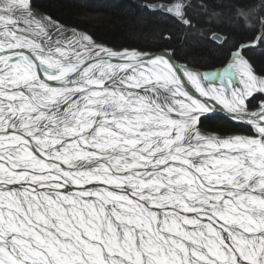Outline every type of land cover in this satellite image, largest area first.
<instances>
[{"label":"snow or ice","instance_id":"obj_1","mask_svg":"<svg viewBox=\"0 0 264 264\" xmlns=\"http://www.w3.org/2000/svg\"><path fill=\"white\" fill-rule=\"evenodd\" d=\"M112 6L0 0V264H264V0Z\"/></svg>","mask_w":264,"mask_h":264},{"label":"trees","instance_id":"obj_2","mask_svg":"<svg viewBox=\"0 0 264 264\" xmlns=\"http://www.w3.org/2000/svg\"><path fill=\"white\" fill-rule=\"evenodd\" d=\"M136 1V0H135ZM47 5L52 4V2L49 0ZM54 5L60 3L58 2V0H54L53 1ZM33 3L36 5H39L41 9L46 10V4H41L39 2H37L36 0H33ZM46 5V6H44ZM44 6V7H43ZM51 9V7H49ZM48 8V9H49ZM52 13L54 15H58L60 16V20H63L64 18L67 20V23H69V21L72 22V17L76 16V11L78 8V5L75 3L73 5H69L67 4V6H63V7H53ZM49 9V10H50ZM52 10V9H51ZM110 19L109 21L111 22V27H107V30L105 29V27H102V30L98 28V36L105 42H108L110 45H120V44H124L126 41L127 42H131L133 40V34L135 32H137L138 29V25L136 24V22L129 16H127L126 18L123 17V12H120V10H112L110 9L108 12ZM57 17V16H56ZM73 24V23H72ZM101 28V27H100ZM222 126V127H221ZM227 123L225 122V120H219V121H213V120H209L208 122H204L203 127L204 128H208L209 130L212 131H216L217 129L223 128V127H227Z\"/></svg>","mask_w":264,"mask_h":264},{"label":"rangeland","instance_id":"obj_3","mask_svg":"<svg viewBox=\"0 0 264 264\" xmlns=\"http://www.w3.org/2000/svg\"><path fill=\"white\" fill-rule=\"evenodd\" d=\"M36 1L41 3V4L45 3L46 5H47L46 1L49 2V0H36ZM50 1L52 2L51 6L50 5H47V6L44 5V6H46V8L51 7L52 10L50 8H49L50 10L47 8L45 11H50V12L54 11L52 8V6L54 5L53 4L54 0H50ZM51 2H49V3H51ZM58 2L61 3L62 0H58ZM115 2H116V0H70L69 5H73L75 3L78 5V8H77V11L75 14L76 16H73L72 19H70V20H72V22L69 21V23H67V20L65 18L61 21L64 22L65 24H68V25L78 26L83 31L88 32V33L92 34L94 37L101 39L98 36V28L102 30V27H105V29L107 30V27L112 28L111 25H113L109 21L110 16H109L108 12L110 9H112L113 11L114 10H120V12H123L124 18L129 16L128 14L125 13L124 10L113 7L112 5ZM125 2L128 4H134L136 1L135 0H125ZM55 16H57L58 19L61 18L58 15H55ZM210 120H213V121H219V120L221 121L222 120L223 121L224 119L222 116L217 114ZM208 121L209 120H207L205 122H208ZM203 129L208 131V132L215 133V131L209 130L208 128L203 127Z\"/></svg>","mask_w":264,"mask_h":264},{"label":"bare ground","instance_id":"obj_4","mask_svg":"<svg viewBox=\"0 0 264 264\" xmlns=\"http://www.w3.org/2000/svg\"><path fill=\"white\" fill-rule=\"evenodd\" d=\"M217 114L220 115V116H222V117H223V115H224L222 112H221V113H217ZM217 114H216V115H217ZM205 131H206V130H205ZM207 132H208V131H207ZM209 133H212V132H209ZM213 134H214V133H213Z\"/></svg>","mask_w":264,"mask_h":264}]
</instances>
